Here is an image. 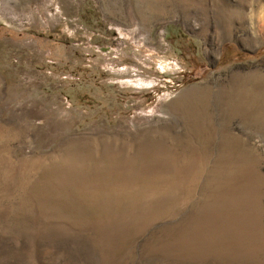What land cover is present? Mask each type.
Segmentation results:
<instances>
[{"label": "rangeland", "instance_id": "rangeland-1", "mask_svg": "<svg viewBox=\"0 0 264 264\" xmlns=\"http://www.w3.org/2000/svg\"><path fill=\"white\" fill-rule=\"evenodd\" d=\"M0 264H264V0H0Z\"/></svg>", "mask_w": 264, "mask_h": 264}]
</instances>
